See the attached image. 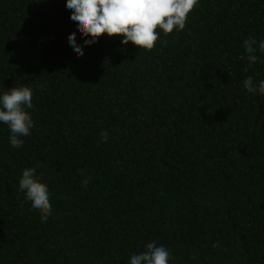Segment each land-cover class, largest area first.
Returning <instances> with one entry per match:
<instances>
[{
    "label": "trees",
    "instance_id": "trees-1",
    "mask_svg": "<svg viewBox=\"0 0 264 264\" xmlns=\"http://www.w3.org/2000/svg\"><path fill=\"white\" fill-rule=\"evenodd\" d=\"M70 17L66 0H0V96L34 93L22 147L0 122V264H130L153 241L169 264H264V96L243 84L264 80V0H199L142 52L86 46ZM30 167L47 222L19 191Z\"/></svg>",
    "mask_w": 264,
    "mask_h": 264
},
{
    "label": "clouds",
    "instance_id": "clouds-1",
    "mask_svg": "<svg viewBox=\"0 0 264 264\" xmlns=\"http://www.w3.org/2000/svg\"><path fill=\"white\" fill-rule=\"evenodd\" d=\"M198 3L199 0H66V8L71 11L70 19L77 24L78 31L85 38L84 45H92L107 34L110 38L122 37L124 45L131 42L142 52L151 51L156 47L160 39L158 28L165 36L173 33L174 29L177 32L183 31L189 13ZM68 40L77 56L83 57V47L77 43L76 32L71 33ZM163 43L166 44L167 40ZM255 44V38L244 40L250 65H254L258 60ZM259 50L264 52V41L259 42ZM243 71L247 72L248 68L245 67ZM243 84L249 93L258 92L264 96V80L256 83L254 78L249 76ZM33 95V90L29 87H13L0 96V122L6 124L10 130L9 140L12 147H22V138L31 135L34 121L28 110L34 107ZM101 138L107 143L108 132L102 131ZM36 172L35 167L23 170L19 191L25 193V199L39 212L41 221L47 222L53 215L50 192ZM87 183L88 178H85L82 184ZM218 246V243L213 244V247ZM172 258L169 249L157 246L153 241L146 245L145 251L133 254L130 264H169ZM192 258L196 259L195 256Z\"/></svg>",
    "mask_w": 264,
    "mask_h": 264
}]
</instances>
